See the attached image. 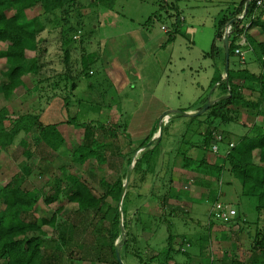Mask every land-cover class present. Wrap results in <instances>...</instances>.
<instances>
[{"label": "rangeland", "instance_id": "obj_1", "mask_svg": "<svg viewBox=\"0 0 264 264\" xmlns=\"http://www.w3.org/2000/svg\"><path fill=\"white\" fill-rule=\"evenodd\" d=\"M89 1H81V5L70 7L66 13L60 11L57 19L52 18L45 21V28L38 35L41 49L39 52V72L25 76L29 92L22 95V91H20L10 98H5L2 85L7 79L0 74V108L6 107L13 115L40 114L43 124L59 122L58 128L65 139L63 146L54 151L39 138L40 127L27 134L19 133L8 149H0V187L9 181L16 180L17 184L26 190H42L44 195H49L55 189L53 188L54 178L58 177L62 181L61 186L63 187L67 174L73 173L84 181L95 195L102 196L105 188L99 183L100 178L106 177L112 181L118 175L126 173L127 176L130 169L129 179L127 180L126 177L124 179L125 193H128L126 206L130 208L125 218L126 227L128 226L132 235L135 236L134 233L138 234L144 226L148 225L152 228L156 224V236L137 241L133 240L130 234L131 237L128 236L129 246H131L132 251H138V255L148 260L150 264H155L156 261L153 259L160 256V260L161 255L164 254L162 251L164 252L163 248L167 243L168 232L188 234L191 232V226L180 221L174 223L171 230L167 231L165 218L150 221L143 220V217L137 219L132 215L134 206L130 203L134 199L137 202V196H142L146 198L143 203L147 204L143 205V209H151L152 212L159 214L161 212L160 198L157 197L164 194L170 186V177L174 174L173 172L182 168L181 155L173 152L170 160L166 161L165 166L160 169L159 167L163 165L160 154L163 145L160 142L155 147L159 153L153 160L155 169L147 172L146 164L141 165V167H134L136 159L147 150V147L137 149L141 143L137 141L147 129L152 127L155 131L158 129V135H160V129L163 125L162 134H167L168 129L172 134H175V141L172 142L174 149L180 147L182 139H193V142L203 146L204 133L209 124L206 114L210 107L199 115L200 121L191 125V128L186 132L187 125L177 124L175 126L174 123L171 125L170 118L174 117V120L187 118L186 115L181 116L184 109L197 108L196 111H200L198 110L199 106L203 108L207 103L202 104L197 99L200 96L208 98L211 93L215 92L209 99L215 102L224 94L221 89L217 88V83L210 87L212 78H216L219 72L216 69V56L211 57L205 54L211 50L220 19L233 10V4L238 0L173 1L180 12V17L183 18L177 26V30H175L176 12L170 9L169 0H115L113 9L94 6ZM41 12L40 8L26 11L28 18H33ZM95 25L97 28H94ZM162 26L173 32H170L173 36L171 40H169L170 34L165 33ZM70 27L73 28L70 30ZM140 29L147 32L151 37L164 38L166 45L159 48L160 54H165L170 59L164 72V80L156 92V97L161 102L149 103L151 106L148 107L140 98L143 93H141L140 86H136V80L129 79L128 82L125 77L120 86L122 93L115 91L116 89L112 87L104 71L101 60L102 57H105L107 61H110L113 55H118L121 57L120 59H128L129 55L126 53L127 48L124 44L131 43L128 42V38L134 37ZM126 32H130L131 35L129 37L123 35ZM115 34H119L121 37L116 42H111V46L106 49L104 47L105 40L114 37ZM247 35L254 39V43L243 48L246 52V59L241 61L237 55H232L228 67L234 69L247 68L258 73V62L251 52L255 50V44L262 40L263 34L260 27L257 26L253 30H248ZM0 46L5 48L2 43ZM66 49L69 50L70 55L68 62L65 57ZM85 56L86 58L89 56L95 58L90 65V75L88 76L85 75L82 67V60ZM220 57V71L224 79L226 77V60L222 52ZM68 70H70L71 76H69V81H66L68 89L65 92L62 89L65 82L63 77ZM75 87L77 88L75 89ZM118 93L119 95H117ZM245 94L257 95L250 88L245 89ZM43 95L44 98H41ZM65 96H68V105L63 102ZM129 97H132L133 100L130 101ZM91 99L94 100L91 101ZM177 110L181 117L177 114L171 115L172 111ZM72 117H75L78 122L95 124L97 126L96 136L109 143V147L105 151L107 158L105 164H99L95 159H89L84 163H77L72 160V153L82 142L84 134V128L67 122V119ZM237 118L238 121L229 123L215 120L212 125L214 127L210 129L215 130L217 138L222 133H230V139L235 144L240 135L249 131L242 123L264 125L263 117H255L241 107L238 108ZM125 131L129 132L134 144H131L128 135L124 133ZM149 138L147 144H151V147L157 144L156 140H159L157 137L154 138L152 134ZM21 139L31 143V156L29 158L23 153V147L19 144ZM218 140L220 139L218 138ZM228 147L226 142L219 144L220 151H224ZM128 159H131L130 164ZM158 183L161 184L157 187ZM239 186L240 183L235 186L238 191ZM223 188L225 191L227 190V186L222 183L221 189ZM228 189L232 190L231 187ZM222 199L236 209L237 216L241 217L242 227H240L242 229L241 234H239V237L241 236L239 238L240 243L234 247L232 246L234 243L229 242L227 248L222 252H220L219 247H215V258L216 256H223L226 252L234 256V259H238L237 262H244L254 251L252 233L255 225L253 222L260 221L259 223H261V219L257 218L256 201L251 197H242L239 192L236 194L234 191ZM107 200L111 201L110 198ZM196 203L202 206L198 219L205 223L207 221L206 205L208 203L202 200H197ZM61 205L64 206V209L59 212L58 220H69V224L75 225L72 233L73 239L87 241L98 240V237H101L100 239L104 243L107 242V235L104 232L101 235L100 230L103 225L97 214L93 211L77 213L76 204L68 203L64 192L50 204H46L44 198H41L38 201L36 214L50 218ZM2 208L3 205L0 202V209ZM120 211L123 221L121 208ZM166 211L167 209L163 214L164 216ZM237 216L235 217L237 218ZM44 230H46L48 237L58 239V229L46 225ZM94 236L98 237L94 238ZM125 238V232L121 231V235L115 241L116 246H119V251L121 250L120 242ZM227 239L230 240V238ZM74 248V252H76L80 247L76 245ZM192 250L193 248H189V253H193ZM179 253L183 256L182 252ZM76 255L72 254L67 257V254L64 253L63 262L66 264H109L96 262L92 258L80 261ZM150 257L153 259L150 260ZM131 260L135 264L141 263H138L137 255H132Z\"/></svg>", "mask_w": 264, "mask_h": 264}, {"label": "trees", "instance_id": "obj_2", "mask_svg": "<svg viewBox=\"0 0 264 264\" xmlns=\"http://www.w3.org/2000/svg\"><path fill=\"white\" fill-rule=\"evenodd\" d=\"M81 1L84 0H0V44L5 45V48L0 46V74L7 79L2 85L5 98H10L20 91H22V95L29 92L25 76L39 72V52L41 49L38 35L44 30L45 21L52 18L57 19L60 11L66 13L70 7L81 5ZM169 1L170 9L176 12L175 30H177L181 20L178 9L173 2L176 0ZM245 1L243 0L238 7H235L220 19L211 50L205 55L216 56L217 59L222 52L225 56L224 37L226 35L229 37V59L232 55H236V39L238 34L243 31L238 16L245 9ZM89 2L94 6L109 9H113L115 5V0H90ZM35 8H40L42 12L33 18H28L26 11ZM10 11L12 12L10 13ZM254 12L255 19L252 26H259L263 34V41L257 42L255 50L251 52L256 57L259 72L254 73L247 68L234 69L230 67L224 79L221 76V71H219V75L213 78L210 83V87L217 83V88L221 89L224 94L218 100L212 102L206 114L209 124L204 133L203 148L209 151L213 143L226 142L229 146L228 149L222 152L221 157L218 158V162L215 164H208L205 156L196 160L187 156L185 151L178 152L181 155V167L183 169L223 180L222 183L227 186V190L221 189L220 194L211 191V201L213 203L217 200L223 201L222 198L233 191L236 194L239 192L242 197L254 198L256 201L257 218L261 219V223H259L260 221L253 222V225H255L252 233L254 251L244 262H237L238 259H234V256L225 252L222 257V264H264V125L242 123L249 131L247 130L248 132L240 135L233 146H230L232 143L230 133L220 134L221 139L218 140L215 130L210 129L214 127L212 125L215 120H220L222 123L238 121L237 112L239 107L246 109L255 117L264 118V6L256 8L254 3H251L247 7L246 14L251 15ZM228 25L231 26L229 33L227 31ZM172 38L173 36L170 35L169 40ZM247 39L249 46H251L254 39L249 35H247ZM218 43L221 45L219 46ZM65 57L68 62L70 58L68 49L65 50ZM94 60L95 58L92 56L83 58L82 67L85 75H90L89 68ZM69 76H71L70 70L63 77L65 82L62 89L65 92L68 89L66 81H69ZM248 88L254 90L257 95L245 94V89ZM41 98H44V95ZM203 99V104L209 101L206 97ZM63 102L68 105V96L63 98ZM201 108L202 106L198 110H201ZM177 116H180V114L178 113ZM198 117L200 116L195 114L191 118ZM67 122L84 128L82 142L73 151L72 160L77 163H84L89 159H95L99 164H105L107 160L105 151L109 147V143L96 136L97 126L92 122H78L75 117L67 119ZM58 124L59 122L43 124L40 114L13 115L6 107H2L0 108V149H8L19 133L24 132L27 134L40 127L39 138L47 147L57 151L65 142ZM149 140L150 138H147L137 148L147 147V150L136 159L134 165V167H141V165L146 164L147 172L155 169L153 160L159 154L155 147L160 144V140H156L157 144L152 145V147L146 146ZM19 144L23 147V153L29 158L31 156L30 141L21 139ZM128 163H131V159H128ZM125 177L126 173L116 176L112 181L106 177L100 178L99 183L105 188L102 196L95 195L90 187L73 173L67 174L63 187L61 186L62 181L58 177L54 178L53 188L55 189L49 195H44L42 190H26L17 184L16 180L9 181L3 187H0V202L3 205V208L0 209V264H66L63 262L64 253L68 257V255H76V252V257L80 261L92 258L96 262L125 264L124 256L129 253V255H137L139 263L150 264L148 260L138 255V251H132L131 246H129L128 236L132 233L128 226L126 227L125 221L126 203L128 201L127 192L121 205L123 221L121 220L119 199L125 185ZM199 182L201 183L202 180H199ZM237 183H240L239 191L235 188ZM202 185H210V182L205 183L203 181ZM229 187L232 190L228 189ZM62 192L65 193L68 203L76 204L77 213L93 211L97 214L103 225L100 230L101 235L104 232L108 238L106 243L98 236H94V238L98 237V240L78 241L73 239L72 233L75 225L69 224V220H58L59 212L64 209L63 205L50 218L37 216L36 208L41 198H44L46 204H50L57 200ZM171 197H181V191L170 188L158 197V199L160 198L162 214L168 207L167 201ZM108 198L111 199L110 202L107 200ZM239 219L241 220L240 216ZM209 222L213 221L209 220ZM46 225L59 230L58 239L48 237L46 230H44ZM121 231L125 232L126 238L120 242V260H118L115 241L121 235ZM96 234L98 235V232ZM131 238L137 240L133 235ZM170 238L168 237L169 241ZM76 245L80 248L74 252ZM171 249L172 247L169 244L167 250L162 251L164 254L161 255L160 260V256L154 259L150 257L149 259L155 260V264H166L172 256ZM175 252H180V250L178 249Z\"/></svg>", "mask_w": 264, "mask_h": 264}, {"label": "crops", "instance_id": "obj_3", "mask_svg": "<svg viewBox=\"0 0 264 264\" xmlns=\"http://www.w3.org/2000/svg\"><path fill=\"white\" fill-rule=\"evenodd\" d=\"M242 1L243 0L235 1V3L233 4V9L235 7H238ZM178 13L180 17V12L178 11ZM180 20L182 21L183 18L180 17ZM163 27L164 26H162V29L165 33L170 34V32H172L166 27V29H164ZM255 27H257V25H254L251 29L253 30V28ZM94 28H97V26L95 25ZM123 35H128L129 37L131 33L126 32ZM120 37L121 35L115 34L114 37L107 38L104 42V47L108 49V47L111 46L110 43L113 41L116 42ZM261 41H263V38ZM128 42L131 43L124 44L127 48L126 53H128L127 55H129L128 59H120L121 57H118V55H113L110 61H107L105 57H102L101 59L104 71L109 78L112 87L116 89L115 91L122 93V89H120V86L121 83H123L124 78L126 77L128 79V82L129 79H133L136 80V86H140V89L142 91L141 93H143V95H140V98L147 107L151 106L149 105V103L161 102V100L156 97V92L159 89V85L164 80V72L166 66L170 62V59L166 57L165 54H160L161 50L159 48H162L164 45H166L165 39L151 37L149 34H147V32L140 29L138 30V32H136V35L134 37L128 38ZM218 45L220 46L221 44L218 43ZM154 49H157V51H154ZM220 61L221 57L219 56L216 59V69L218 72L220 71ZM76 88L77 87H75V89ZM107 93L109 92L107 91ZM214 93H211L207 99H210L212 97V94ZM117 95H119V93ZM112 99L115 98L112 97ZM197 99L201 103L204 100L202 96ZM93 100L94 99H91V101ZM129 100L132 101V97H129ZM196 109H184V113H182L181 116L186 115L187 118H178L177 120H174V117L171 116L172 118H170V124L173 125L174 123L175 126L177 124L187 125L185 132L188 131V129L191 128V125L196 124V122L200 121V117L195 119L191 118L197 113ZM178 110L172 111L173 113L171 115L178 114ZM167 131V134H162L160 137V135H158V129L157 131H155L152 127L147 129V131L144 132L141 137H139V141H137L142 143L144 140L149 138L151 134L154 138L157 137V139L160 140L161 145H163L160 152L163 165L159 167L160 169L165 166L166 161L168 162L170 160L173 152L176 154L178 152L185 151L187 153V156L196 160H199L205 156L206 162L208 164H215L216 162H218V158L221 157L222 152L227 150L226 149L224 151H220V143H215L218 146V151H213L212 146L214 144L209 148V151H207L204 150L201 144L199 145L193 142V139H182L180 147H175L174 149V147H172V142L175 141V134H172L169 129ZM125 134L128 135V139L131 141V144H134V140L129 132L125 131ZM150 145L147 144L146 146ZM167 169L169 168L167 167ZM173 173L174 174L172 175V177H170L171 183L169 187L173 188L174 190L181 191V197H171L170 199H168V207H166L167 211L165 213L166 215L164 216L161 210L159 214H156V212H152L151 209H143V205L147 204L143 203L146 198L142 196H137V202H135L134 199V201L130 203L132 206H134L132 215L137 219L143 217V220L149 221L165 218L167 231L171 230V226H174L173 224L176 222L182 221L184 222V224H190L191 232L188 234L182 232H168V237H171V240L169 241L167 237V243L165 244L163 250L166 251L168 245L170 244L172 247V256L166 264H222L223 256H216L215 258V247H219L220 252L227 248L226 246L229 242L234 243L232 244V246L235 247L238 243H240L239 238L241 236L239 237V234H241L240 231L242 229L241 220L237 215V218L235 217L234 220L229 223H223L219 221L209 222L208 211L213 203L211 201V191H215V193L217 192V194L221 193L222 179L218 180L213 176L201 175L197 172L183 168H179ZM199 180H202V182L204 181L205 183L210 182V185L204 186L202 185V182H199ZM160 184L161 183H158L157 187ZM169 187L167 188V190L169 189ZM197 200H202L203 202L205 201V203H208V205H206L207 221L205 223H202L198 219L202 206L201 204L196 203ZM126 209L127 216L130 210L129 206H126ZM147 226L148 225L141 228L138 234L134 233L137 241L139 239L145 240L146 238H154L156 236V224H154L152 228L151 226ZM145 235L148 236L146 237ZM227 238H230L231 241ZM189 248H193V253H189ZM178 249L183 253V256H181L179 252H175ZM216 252L218 253V251ZM127 254L128 255L124 256L125 264H135V262L131 260L132 255H129V253Z\"/></svg>", "mask_w": 264, "mask_h": 264}, {"label": "built area", "instance_id": "obj_4", "mask_svg": "<svg viewBox=\"0 0 264 264\" xmlns=\"http://www.w3.org/2000/svg\"><path fill=\"white\" fill-rule=\"evenodd\" d=\"M254 3L256 8H260L264 6V0H246L245 1V9L244 11L238 16V19L241 20V26L243 27V31L238 34L236 39L237 47L235 49V54L240 58L241 61L246 59V52L244 51V47L248 46L247 41V34L248 30L252 27V22L255 19V12L251 15L246 14V10L248 5ZM166 29L165 27H163ZM231 26L228 25L227 31L230 32ZM218 138L221 139V135H218ZM233 146V143L230 144ZM214 152L218 151V146L214 144L212 146ZM221 184V181H220ZM237 215L236 209L229 203L217 200L215 201L209 211H208V219L210 221H219L223 223L231 222L235 216Z\"/></svg>", "mask_w": 264, "mask_h": 264}, {"label": "water", "instance_id": "obj_5", "mask_svg": "<svg viewBox=\"0 0 264 264\" xmlns=\"http://www.w3.org/2000/svg\"><path fill=\"white\" fill-rule=\"evenodd\" d=\"M224 52H225V60H226V75H227V72H228V66H229V56H230V51H229V37L226 35L224 37ZM212 102L209 101L207 102L204 107L198 111L196 114L197 115H200L203 111H205L206 109H208L210 106H211ZM162 132H163V125L161 126V129H160V137L162 135ZM159 137V138H160ZM150 145V144H149ZM130 172L131 170L129 169L128 172H127V176H126V179L128 180L129 179V176H130ZM125 191H126V186L124 185L123 188H122V191H121V195H120V199H119V206L121 208V205H122V200H123V197H124V194H125ZM124 232V231H123ZM116 256H117V259L120 260V255H119V246H116Z\"/></svg>", "mask_w": 264, "mask_h": 264}]
</instances>
